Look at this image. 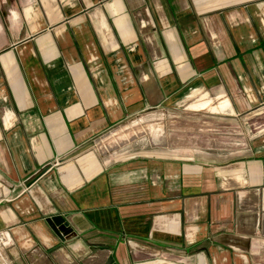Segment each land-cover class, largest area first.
I'll list each match as a JSON object with an SVG mask.
<instances>
[{
  "label": "crops",
  "instance_id": "1",
  "mask_svg": "<svg viewBox=\"0 0 264 264\" xmlns=\"http://www.w3.org/2000/svg\"><path fill=\"white\" fill-rule=\"evenodd\" d=\"M182 107L243 153L97 152ZM0 232L6 264H264V0H0Z\"/></svg>",
  "mask_w": 264,
  "mask_h": 264
},
{
  "label": "rangeland",
  "instance_id": "2",
  "mask_svg": "<svg viewBox=\"0 0 264 264\" xmlns=\"http://www.w3.org/2000/svg\"><path fill=\"white\" fill-rule=\"evenodd\" d=\"M205 112L182 107L175 114L169 109L150 108L130 123L111 129L95 148L110 160L145 151L180 157H187L192 151L240 154L249 141L242 125L217 113Z\"/></svg>",
  "mask_w": 264,
  "mask_h": 264
},
{
  "label": "built area",
  "instance_id": "3",
  "mask_svg": "<svg viewBox=\"0 0 264 264\" xmlns=\"http://www.w3.org/2000/svg\"><path fill=\"white\" fill-rule=\"evenodd\" d=\"M9 245V241L4 232H0V264H6L5 250Z\"/></svg>",
  "mask_w": 264,
  "mask_h": 264
},
{
  "label": "water",
  "instance_id": "4",
  "mask_svg": "<svg viewBox=\"0 0 264 264\" xmlns=\"http://www.w3.org/2000/svg\"><path fill=\"white\" fill-rule=\"evenodd\" d=\"M49 167H50V165L45 166V167H44L39 173H37V174L34 176V178H32V179L27 183V185L30 184V183H32L34 180H36V179H37L41 174H43V173H44ZM52 220L54 221V223H55L56 225L59 226L60 229L65 228V226L67 225V223L64 221V219L61 218V217H53Z\"/></svg>",
  "mask_w": 264,
  "mask_h": 264
}]
</instances>
